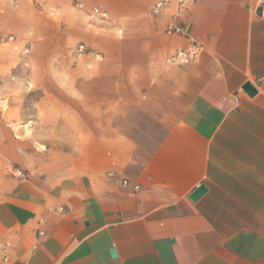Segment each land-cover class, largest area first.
<instances>
[{"label":"crops","instance_id":"obj_1","mask_svg":"<svg viewBox=\"0 0 264 264\" xmlns=\"http://www.w3.org/2000/svg\"><path fill=\"white\" fill-rule=\"evenodd\" d=\"M79 1L0 0V74L77 124L60 175L0 182V264H264V0Z\"/></svg>","mask_w":264,"mask_h":264},{"label":"rangeland","instance_id":"obj_2","mask_svg":"<svg viewBox=\"0 0 264 264\" xmlns=\"http://www.w3.org/2000/svg\"><path fill=\"white\" fill-rule=\"evenodd\" d=\"M79 46L84 50L79 52ZM10 49L11 70L0 74V182L58 176L75 141L69 132L77 127L68 120L72 111L66 91L45 89L49 75L13 67L17 51ZM89 52L83 42L74 43L71 51L74 58ZM35 79L42 87H36Z\"/></svg>","mask_w":264,"mask_h":264},{"label":"built area","instance_id":"obj_3","mask_svg":"<svg viewBox=\"0 0 264 264\" xmlns=\"http://www.w3.org/2000/svg\"><path fill=\"white\" fill-rule=\"evenodd\" d=\"M170 3H176L177 4L178 9H177L176 15H179L180 12L185 8V4H184L183 0H159L153 5L152 12L154 14H157L163 8H165L167 5H169ZM77 6L79 8L82 7L79 0L77 2ZM92 13L99 15L100 18H102V19L107 18L106 12L99 10L98 8H93ZM171 30L174 33H179V30L176 28H171ZM12 39H13L12 37L8 38V40H10V41ZM203 49L204 48L201 44L193 42L189 47H187L185 49L177 50L174 53H172L171 55H169L166 58V62L170 65H175V66L187 65V64L196 62L200 58V56L203 52ZM82 50H84V47L79 46L78 51L81 52ZM26 53H27V50L25 51V54ZM126 184H127L126 182H123V185H126ZM134 188L137 189V187H134Z\"/></svg>","mask_w":264,"mask_h":264},{"label":"water","instance_id":"obj_4","mask_svg":"<svg viewBox=\"0 0 264 264\" xmlns=\"http://www.w3.org/2000/svg\"><path fill=\"white\" fill-rule=\"evenodd\" d=\"M242 90L248 95L249 97H253L257 92L256 89L250 84L245 83L242 87ZM207 191V188L204 185H200L198 188L194 190V192L191 193L189 199L193 202H195L198 198H200L205 192ZM109 254L111 257L116 256V252L114 248L109 249Z\"/></svg>","mask_w":264,"mask_h":264}]
</instances>
